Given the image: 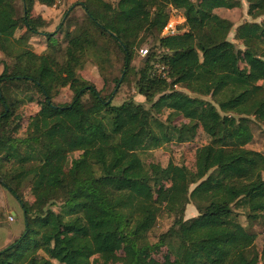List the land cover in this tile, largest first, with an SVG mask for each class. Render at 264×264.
I'll return each instance as SVG.
<instances>
[{"label":"trees","instance_id":"1","mask_svg":"<svg viewBox=\"0 0 264 264\" xmlns=\"http://www.w3.org/2000/svg\"><path fill=\"white\" fill-rule=\"evenodd\" d=\"M246 2L249 18L264 17V0ZM36 4L57 7L0 0V186L24 217L0 264H107L119 241L116 264H264L253 230L264 234V155L248 148L264 126V19L235 29L241 50L228 39L232 22L216 13L240 0H80L53 33L30 17ZM177 14L184 23L162 36ZM148 38L153 50L136 72L135 52ZM87 63L107 75L118 67L114 90L135 75L145 104L113 105V90L103 95L79 74L64 78ZM66 88L73 96L57 102ZM199 132L208 142L194 151L192 169L142 159ZM189 204L197 215L186 219ZM161 213L172 224L151 243Z\"/></svg>","mask_w":264,"mask_h":264},{"label":"rangeland","instance_id":"2","mask_svg":"<svg viewBox=\"0 0 264 264\" xmlns=\"http://www.w3.org/2000/svg\"><path fill=\"white\" fill-rule=\"evenodd\" d=\"M77 1L80 0H56V6L57 7H45L41 6L39 4H36L33 8V11L30 13V17H37L41 16L43 19H45L48 23L47 27L44 29L48 33H53L57 31V27L59 26L61 19L63 18V14L71 7V5ZM111 1V0H109ZM195 1V0H193ZM241 6L236 9H219L216 11V13L225 19H228L232 22L233 28L228 36L229 41L235 44V46L241 50L244 49L243 45L234 39V33L235 29L241 25L243 22H259L260 20L264 19V17L252 20L247 16V2L246 0H240ZM75 17L79 20L82 17V12L77 8L74 10ZM176 16V15H174ZM74 17V15H73ZM66 18V16L63 18V20ZM40 41V40H38ZM153 39L148 38L146 39L136 50L135 57L133 60V67L135 71H139L141 68L143 62L145 61L146 57L152 52L153 47ZM41 44L40 42L34 43V49L39 50ZM146 48L147 49V55L144 57H141L140 55V49ZM2 58L1 51H0V60ZM2 70V67L0 65V72ZM163 67L159 66L156 69V73L158 75L163 74ZM118 72V67L113 75H107L102 74L98 71V69L95 67L92 63H87L85 68L82 71L74 72L72 70H69L65 73L64 78L66 80L71 79L74 75L79 74L82 78H84L86 81L92 83L98 90L103 89V95H109L112 90L114 91L112 104L113 105H120L122 102L132 99L136 103L145 104V98L137 93V90L135 88V75H132L129 77V79L123 83L120 84V87L115 88V84L113 83V78L115 77V74ZM260 85L264 86V81H260ZM181 90V89H180ZM73 96L72 92L69 91V89H64L60 95L57 97V102H68L71 97ZM208 100V99H207ZM25 113L27 116L30 115V113L35 111L34 105L28 106L25 108ZM169 112L164 110L159 114V118H162L165 120L168 117ZM177 123H180L181 121L179 119H174ZM28 119L24 120L23 124L20 126V132L19 134L24 135V132L27 128ZM8 130V129H7ZM6 130V131H7ZM206 142H208V137L202 133L199 132L195 138V140L192 143L184 144L181 146L176 145H168L166 147L151 151L150 153L142 156L143 161L148 163H157L162 167H165L168 162L171 160L173 163L178 165H185L189 169H192L194 167V151L198 148L204 145ZM249 149H253L255 151H259L264 155V126L262 124H258L255 126V131L253 132V140L248 145ZM77 155V154H75ZM23 198L27 202L32 201V197L30 195V191L28 188H25L23 190ZM158 203L162 205V198H158ZM55 211L59 210V207L56 205L53 207ZM197 215L196 209L191 205H187L186 211H185V218H191ZM9 217H12L13 221L9 220ZM240 221L243 223L245 222V219L240 217ZM172 224V218L168 217L166 214L161 213L160 216L157 219V222L154 226V228L149 233V241L151 243H155L157 241L158 236L165 232L170 225ZM253 230L258 234V237L256 239V245L258 249H261V245L264 241V234L263 229L258 226H254ZM24 232V217L22 213V209L17 202V200L9 194L4 188L0 186V251L9 246L14 240L19 238ZM205 235V231H200L197 233H188L187 236L189 237H202ZM122 243L119 241L116 251L113 254L104 255L103 260L107 264H116L119 259L122 257Z\"/></svg>","mask_w":264,"mask_h":264},{"label":"built area","instance_id":"3","mask_svg":"<svg viewBox=\"0 0 264 264\" xmlns=\"http://www.w3.org/2000/svg\"><path fill=\"white\" fill-rule=\"evenodd\" d=\"M184 18L182 15L177 14L176 16H173L172 18H170V20L168 21V23L166 24V26L164 27L163 31H162V36H171V35H175L177 33V27L181 26L184 23ZM140 55L141 57H144L147 55V49L146 48H141L140 49ZM10 221H13L12 217H9Z\"/></svg>","mask_w":264,"mask_h":264}]
</instances>
